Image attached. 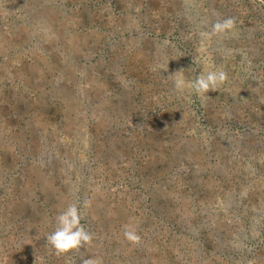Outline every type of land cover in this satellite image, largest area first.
I'll return each instance as SVG.
<instances>
[{
	"label": "rangeland",
	"instance_id": "374dc122",
	"mask_svg": "<svg viewBox=\"0 0 264 264\" xmlns=\"http://www.w3.org/2000/svg\"><path fill=\"white\" fill-rule=\"evenodd\" d=\"M70 204L92 240L58 255ZM90 258L264 264V0H0V264Z\"/></svg>",
	"mask_w": 264,
	"mask_h": 264
},
{
	"label": "clouds",
	"instance_id": "9594fccd",
	"mask_svg": "<svg viewBox=\"0 0 264 264\" xmlns=\"http://www.w3.org/2000/svg\"><path fill=\"white\" fill-rule=\"evenodd\" d=\"M234 27L235 21L232 18L222 21L218 20L214 23L211 33H202V35L222 34L234 29ZM173 75L174 85L178 91L190 88L202 97L206 96L210 91L215 90L227 79L225 71L215 69L211 64L195 80H186L180 71H177ZM81 218L80 210L76 204H70L66 210L57 215V227L46 235V241L58 255L69 253L91 242L92 236L81 224ZM124 237L131 243H139L140 241L136 227L131 223L124 226ZM82 264H102V261L99 258H90L84 260Z\"/></svg>",
	"mask_w": 264,
	"mask_h": 264
}]
</instances>
